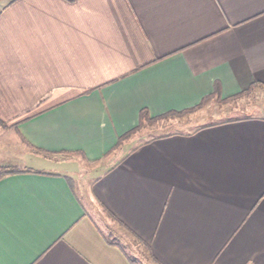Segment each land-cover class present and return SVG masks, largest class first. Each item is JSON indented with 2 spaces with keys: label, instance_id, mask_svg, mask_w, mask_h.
<instances>
[{
  "label": "crops",
  "instance_id": "1",
  "mask_svg": "<svg viewBox=\"0 0 264 264\" xmlns=\"http://www.w3.org/2000/svg\"><path fill=\"white\" fill-rule=\"evenodd\" d=\"M252 87L264 0H6L0 121L43 165L0 179V264H131L108 233L160 264H264V117L138 140L142 112ZM62 154L97 169L85 198Z\"/></svg>",
  "mask_w": 264,
  "mask_h": 264
},
{
  "label": "rangeland",
  "instance_id": "2",
  "mask_svg": "<svg viewBox=\"0 0 264 264\" xmlns=\"http://www.w3.org/2000/svg\"><path fill=\"white\" fill-rule=\"evenodd\" d=\"M6 2V0H0V8ZM252 117H264V89H256L251 92L231 100L230 102L217 103L216 101H209L197 108L191 109L183 114V116H177L174 118H166L160 123H147L149 125L143 126L142 136L138 137V140H148L156 136L172 133V132H189L198 127L206 124L220 123L235 119L252 118ZM4 129L0 126V143L3 147H0V166L10 167L18 170H31L33 168H40L42 162L35 160L34 157L28 155V150L22 145L19 138L16 136L15 131ZM140 133V132H139ZM31 154V153H30ZM39 155V154H38ZM53 157V156H49ZM65 161L70 162L68 168H72L75 172L80 171L75 177V186L80 191V194L85 198L88 195V180L90 177L97 175V169H92L89 163H84L79 157L74 158L69 155H61L60 157ZM75 161V162H74ZM82 175V178L80 177ZM88 204V209H89ZM99 210L95 205L94 210ZM100 227L104 229V222H98ZM107 233V231H106ZM107 236L111 238V241L119 242L125 249L126 253L137 264H156L146 253L144 248L133 247L131 241L130 244L124 242V238L121 236H113L108 233ZM114 237V238H113ZM116 237V238H115ZM123 240V241H122Z\"/></svg>",
  "mask_w": 264,
  "mask_h": 264
},
{
  "label": "trees",
  "instance_id": "3",
  "mask_svg": "<svg viewBox=\"0 0 264 264\" xmlns=\"http://www.w3.org/2000/svg\"><path fill=\"white\" fill-rule=\"evenodd\" d=\"M256 88H258V87H256ZM256 88H250V89H248V91L247 92H251V91H253V90H255ZM261 89H264V88H262V87H260ZM238 98V97H237ZM233 99H235V98H232L231 100H233ZM147 114L145 113V112H142L141 113V115H140V126H141V124L143 123V122H153V123H155L156 121H155V119H148L147 118ZM163 118V117H162ZM164 118H166V117H164ZM0 126L2 127V128H4V129H9L10 127L9 126H7L6 125V123L5 122H2V121H0ZM127 136V135H126ZM35 151H39V149H37V148H33ZM27 171H30V170H23V171H21V170H18V169H15V168H10V167H2V166H0V179L2 178V177H4L5 175H9V174H16V173H22V172H27ZM143 247H144V249H145V251H146V253L148 254V256L156 263V264H160L154 257H153V255L151 254V252H150V249H149V247L147 246V245H143ZM130 260V262H131V264H137L133 259H129Z\"/></svg>",
  "mask_w": 264,
  "mask_h": 264
}]
</instances>
